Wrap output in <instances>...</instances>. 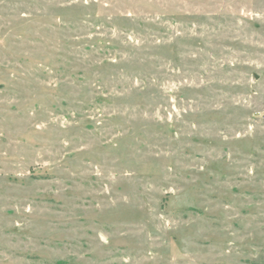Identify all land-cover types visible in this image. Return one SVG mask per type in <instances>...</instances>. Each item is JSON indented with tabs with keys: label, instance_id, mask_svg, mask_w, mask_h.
<instances>
[{
	"label": "rangeland",
	"instance_id": "rangeland-1",
	"mask_svg": "<svg viewBox=\"0 0 264 264\" xmlns=\"http://www.w3.org/2000/svg\"><path fill=\"white\" fill-rule=\"evenodd\" d=\"M0 264H264V0H0Z\"/></svg>",
	"mask_w": 264,
	"mask_h": 264
}]
</instances>
